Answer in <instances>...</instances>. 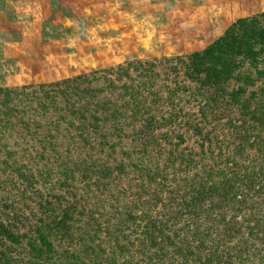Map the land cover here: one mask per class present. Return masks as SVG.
Masks as SVG:
<instances>
[{
	"label": "rangeland",
	"instance_id": "374dc122",
	"mask_svg": "<svg viewBox=\"0 0 264 264\" xmlns=\"http://www.w3.org/2000/svg\"><path fill=\"white\" fill-rule=\"evenodd\" d=\"M50 5H44L43 21L66 27L65 46L49 47V55H44L40 63L42 57L36 46L28 44V33L22 31L17 37L14 34L22 43L17 51L12 48L19 53L21 62L15 66L12 59L0 57V74L4 75L0 76V86L48 83L91 70L124 66L127 61H148L153 66L143 76L130 70L129 77L121 78V82L132 83L141 92L143 97L135 103L153 127L143 132V120H136L141 110L130 114L131 108L122 106L120 98L116 101V92L109 91L110 87L98 96L112 99L109 110L114 115L108 119L107 114L99 117L96 121L101 126L96 130L87 126L92 120L89 114L80 119L87 143L68 120L59 119L60 111H19L10 132L8 128L0 132V227L12 232L15 238L18 236V242L10 241L0 230V264H61L65 249L80 254L82 246L104 238L106 224L112 231L117 227L120 235L128 234L132 228L128 227L131 220L126 221L128 207L132 206L135 213L142 210L147 214L159 206L165 210L158 201V196H162V204L168 200V210L175 204L177 208L187 198H180L181 194L189 188L183 177L204 174V167L219 153L233 155L232 127L239 123L236 110L221 101L215 107H204L203 116L200 104L204 91L197 98L191 94L194 84L182 81V65L176 81V74L170 69L173 62L167 58H185L199 52L235 19L251 18L264 11V0H63L58 10ZM61 31L58 36L56 31L49 32L56 44ZM7 56L6 53L4 57ZM110 77L115 78L114 74ZM232 84L231 81L229 86ZM172 112L174 116L169 115ZM96 114L102 116L101 112ZM65 116L70 119L68 114ZM162 116L173 121L163 124ZM35 118L41 122L38 131L51 130L59 136L55 145L58 152L49 147L22 151L29 142L35 145L36 141L20 122ZM30 127L35 129L32 124ZM74 130L77 136L70 140ZM69 145L71 155H67ZM179 151L191 158L189 167L185 160L178 164L174 153ZM243 152L242 157L233 155L241 164L247 160L245 153L253 155L248 147ZM22 164L29 166L25 169ZM181 165L184 168H175ZM172 187L180 190L176 198L166 191ZM69 203L80 211L75 215L78 220L71 225L73 236L63 240L56 223ZM135 203L138 206L134 207ZM171 217L166 220L167 226L189 220L186 216ZM242 217L248 214L237 215L238 219ZM38 224L43 227L39 232H44L52 243V251H29V242L34 248L38 245ZM140 228L139 224L132 236H137ZM94 231L98 239L79 240L80 234ZM133 241L136 243L135 238ZM231 252V264H254L252 256L237 259V251Z\"/></svg>",
	"mask_w": 264,
	"mask_h": 264
},
{
	"label": "trees",
	"instance_id": "16d2710c",
	"mask_svg": "<svg viewBox=\"0 0 264 264\" xmlns=\"http://www.w3.org/2000/svg\"><path fill=\"white\" fill-rule=\"evenodd\" d=\"M167 60L173 62L170 69L174 70L176 81L177 70L180 65L183 66L182 81L188 80L194 84L191 93L194 97L197 98L204 91L201 95L204 101L200 104L203 116L204 107H215L221 101L236 110L239 123L232 127L231 133L235 140L231 154L242 157L245 147H248L253 155L245 153L247 160L241 164L233 155L222 156L219 153L217 158H211V163L204 167V174L183 177L189 188L181 194L180 198H187L177 208L175 204L173 209L168 210V200L162 204V196H158V201L161 200L160 204L164 205L165 210L159 206V209L154 208L153 212L147 214L142 210L135 213L132 206L128 207L126 221L131 220L128 227L132 226L128 234L120 235L121 231L117 227L112 231L107 224L102 239H98L95 231L93 234L85 233V236L80 234L79 240L84 237L89 240L97 238L98 242L84 246L79 244L82 246L80 254L65 249L62 255L65 260L61 264H231L229 253H234L231 251H237L234 254L237 259L252 256L254 264H264V11L251 18L235 19L219 37L199 52L185 58L174 56ZM152 66L148 61H127L124 66L91 70L48 83L0 86V132L2 128H8L10 132L11 125L15 124L14 119L20 115L19 111L38 109L44 113L52 108L60 111L62 115H59V119L68 120L72 129L79 133V138L87 143L80 119H85L86 114H89L92 120L87 126L96 130L101 126L96 121L99 117H106L107 114L108 119L113 114L109 110L112 99L100 97L99 93H104L110 87L109 91L116 92L115 100L120 98L122 106H129L130 114L133 113L140 109L135 100L143 95L132 83L121 82V78L129 77L130 70L143 76ZM110 74H114L115 78H111ZM231 81L234 86H229ZM97 112H101L102 116H97ZM65 113L70 119H66ZM142 113L141 110L136 120H143L142 130L148 132L153 126L151 120ZM174 113L169 115L174 116ZM40 117H44V114ZM72 119L78 122L74 123ZM30 120L20 123L27 132L33 134L36 144L28 141L29 146L22 151L32 152L31 149L36 147H49L56 152L55 145L59 142V136L51 130L38 131L41 122L37 118ZM162 120H165L163 124L173 121L167 116H162ZM31 124L35 126L34 130H30ZM75 130L70 134V140L77 136ZM52 138L56 139L55 143ZM174 154L180 161L178 164L185 160L187 166L191 161L181 151ZM67 155H71L70 145ZM22 165L25 169L29 166ZM178 167L183 165L175 168ZM166 191L174 198L180 193L175 187ZM133 206L138 205L135 203ZM79 211L80 208L70 203L68 208L61 211L60 222L56 226L62 230L60 237L63 240L73 236L71 225L78 220L75 215ZM239 213H247L248 217L238 219ZM171 216H186L189 220L167 226L166 220L171 219ZM139 224L141 228L138 235L132 236ZM41 228L42 224L36 225L38 245L34 248L29 242V251L44 248L47 251L53 250L46 234L39 232ZM0 230L10 241L18 242V236L15 238L12 232L3 227ZM132 238H135L136 243L132 242ZM104 247H107L106 250Z\"/></svg>",
	"mask_w": 264,
	"mask_h": 264
},
{
	"label": "crops",
	"instance_id": "0c3cea01",
	"mask_svg": "<svg viewBox=\"0 0 264 264\" xmlns=\"http://www.w3.org/2000/svg\"><path fill=\"white\" fill-rule=\"evenodd\" d=\"M51 3L58 10V7L63 5V0H0V49H6V52L0 51L2 59H12L11 61L15 66L20 64L21 58L17 56L19 53L15 50L17 51V47L21 46L22 43L15 39L14 34L17 37L22 31H26L25 34L28 33V44L37 47V53L39 57H42L39 60L40 63L43 61L44 55H49V47L59 48L65 46L64 34L67 30L66 27L64 28L62 24L57 25L51 24L50 21H43L42 11L44 5L48 6L49 4L51 6ZM59 30H62L63 34H61V39H58V44H56V41H52L53 38L50 37L49 32L56 31L58 36ZM32 31H34L33 34ZM12 48H15V50ZM6 53L9 56L4 57ZM32 63H34L33 60ZM0 76L4 75L0 74Z\"/></svg>",
	"mask_w": 264,
	"mask_h": 264
}]
</instances>
